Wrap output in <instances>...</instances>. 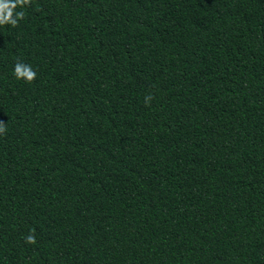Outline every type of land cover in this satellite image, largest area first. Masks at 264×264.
<instances>
[{"label": "trees", "instance_id": "obj_1", "mask_svg": "<svg viewBox=\"0 0 264 264\" xmlns=\"http://www.w3.org/2000/svg\"><path fill=\"white\" fill-rule=\"evenodd\" d=\"M15 11L0 26V264H264V0Z\"/></svg>", "mask_w": 264, "mask_h": 264}, {"label": "clouds", "instance_id": "obj_2", "mask_svg": "<svg viewBox=\"0 0 264 264\" xmlns=\"http://www.w3.org/2000/svg\"><path fill=\"white\" fill-rule=\"evenodd\" d=\"M31 0H0V26L11 25L12 27L18 26V22L24 19L25 14L23 11H15L18 6L30 5ZM14 75L17 79H24L26 82H33L36 78V72L31 65L16 62L14 66ZM153 97L148 95L145 97V103L148 104ZM6 132V124L0 122V134ZM26 243L35 244L34 230L26 236Z\"/></svg>", "mask_w": 264, "mask_h": 264}]
</instances>
